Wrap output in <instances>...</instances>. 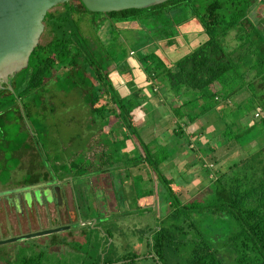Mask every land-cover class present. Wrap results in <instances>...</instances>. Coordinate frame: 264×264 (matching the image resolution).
<instances>
[{
	"label": "trees",
	"instance_id": "1",
	"mask_svg": "<svg viewBox=\"0 0 264 264\" xmlns=\"http://www.w3.org/2000/svg\"><path fill=\"white\" fill-rule=\"evenodd\" d=\"M76 1H65L62 10L44 14L42 22L52 36L30 52L28 78L13 106L0 111V141L8 143L4 138L18 112L17 100L29 95L35 101L27 102L28 108L30 104L39 107L48 80H52L55 90L75 89L101 126L116 119L107 131L120 135L117 141L124 155L121 166L128 170L131 184H137L140 190V175H128L133 168L146 167L154 176L155 195L161 205L158 209L164 206L166 212L143 232L145 254L158 264H264V147L240 156L222 172H214L208 182L209 191L200 199L181 202L172 179L162 172L173 154L181 147L188 149L190 144L194 146L189 152L198 162L199 157L215 148L208 144L209 139L214 134L223 137V125L228 128L229 123H236L254 109L259 115L253 120L256 123L232 136L234 142L242 146L264 132V17L254 21L249 15L251 8L264 0H165L144 8L109 12L88 11ZM104 21L109 35L106 42L96 35L91 41L81 29V23H89L95 31ZM120 26L125 36L130 31L136 34L127 46L118 41ZM231 32L235 44L228 47L226 39ZM189 33L204 37L188 45L175 59L166 57L162 50L165 44L179 36L187 45ZM126 49L142 65L145 78L170 94L166 103L175 123L171 129L174 136L166 141H145L139 131L147 120L153 121L151 112L142 106L156 87L143 93L142 87L129 84L119 94L110 79L111 71L124 61ZM239 93L246 97L227 108L226 103ZM141 113L147 117L137 115ZM212 114L222 123L221 129L213 126L205 133L207 118ZM216 121L212 120V125ZM190 126L193 128L188 130ZM126 140L136 147L128 150ZM14 151L8 150L9 156ZM2 156L4 151L0 149ZM104 157L100 153L97 161ZM61 169L47 171H60L66 176L68 169ZM75 169L77 177L82 176L79 170H96L78 164ZM37 181L33 174L24 178L25 184ZM222 249L230 255L228 261L219 254ZM137 256L128 251L114 261L105 258L102 264H134ZM41 261L38 253L24 258L21 264Z\"/></svg>",
	"mask_w": 264,
	"mask_h": 264
},
{
	"label": "rangeland",
	"instance_id": "2",
	"mask_svg": "<svg viewBox=\"0 0 264 264\" xmlns=\"http://www.w3.org/2000/svg\"><path fill=\"white\" fill-rule=\"evenodd\" d=\"M70 1L77 3L76 0ZM49 10L60 11L62 4L58 3ZM249 15L254 21H261L264 17V3L255 4ZM86 17L90 19L89 16ZM106 23L104 21L95 31L89 23H81V29L91 41L94 42L96 35L100 41L106 42L109 36ZM124 34L122 28L118 41L127 46L136 34L131 31L126 36ZM51 36L43 24L38 43L47 42ZM203 37L204 35L195 36L189 33L187 38L185 37L186 45L185 39L178 36L165 44L163 53L173 60L185 52L188 45H195L196 41ZM234 44L231 32L226 39V45L232 47ZM57 71L56 74L60 72L59 69ZM110 79L119 94L126 91L129 84L142 87L143 93H149L150 89L154 90L153 87H156V91L153 95L148 94L142 106L151 112L153 121L147 120L140 126V135L145 141L156 138L159 142L174 136L171 129L175 123L166 103L171 99L170 94L163 92V86L152 84L145 78L142 65L136 61L130 49H126L124 61L111 71ZM150 85L153 89L149 88ZM44 87L46 89L42 94V104L37 108L32 104L29 108L26 105L27 102L35 101V99L32 101V96L27 95L17 100L18 112L14 115V121L8 125V133L4 138L8 143L0 141V149L5 155L0 157V183L3 184L1 187L3 191L8 190L0 193V239L51 227L66 228L0 244V264H21L24 258L38 253L42 264H87L99 261V264H102L103 259L111 258L114 261L128 251H134L138 255L134 264H158L150 255L145 254L142 235L148 226L155 225L159 215L163 217L166 212L163 210L164 206L161 210L158 209L161 205L155 195L156 185L152 172L146 167L131 169L128 172L130 177L140 175L138 182L140 190L136 187L137 184L132 185L130 178L126 176L128 170L121 166L123 162L121 158L123 159L124 155L123 148H119L117 141L120 135L107 131L116 119H111L107 125L101 126L99 121L97 123L94 120V115L89 112L77 90L72 89L68 92L55 90L52 80H48ZM245 97L246 94L239 93L225 106L230 108L234 102L237 103ZM223 107L224 105L222 109ZM137 115L143 119L147 117L145 113ZM258 117L257 109H254L243 119L236 120V123H229L228 128L227 125H223V137L215 134L210 136L208 144L215 145V148L205 156L199 157L198 162L189 152V148L194 146L192 144L188 149L181 147L173 154L172 159L162 167V172L167 178L172 179L181 202L203 198L209 191L208 182L214 172H222L240 156L264 147V132L244 142L242 146L234 142L235 139L232 137L238 135L250 123H256L253 120ZM212 120L216 121L218 118L213 114L208 116L205 133L210 132L213 126L221 129L222 123L216 121L212 125ZM191 128L193 127H187L188 130ZM225 140L227 142H221ZM126 143L128 150L136 147L133 141L126 140ZM10 149L15 150L12 156H9ZM100 153H104V160L97 161ZM77 164L83 169L92 166L96 170L92 172L79 170L78 173L80 172L82 176L77 177L75 175ZM59 167L61 170L68 169L66 182L63 179L62 183L67 193L65 199H62L56 187L53 188L54 195L45 190L39 192L35 190L32 193L34 188H26L19 190L20 192L13 190L18 191L12 196L15 211L13 208L5 210L1 205L4 199L11 196V189L25 184L26 174H33L42 180L40 172L52 168L57 170ZM7 169H11L10 182ZM205 169L209 172L206 173ZM60 174L63 177V174ZM69 189L76 195L81 191V198L87 199L88 202L85 205L81 204L78 196V206H71L74 200L71 193L70 196L68 194ZM148 189L152 192L147 193ZM43 199H50L45 206L41 203ZM53 200L56 205L60 203L57 208ZM50 241L54 243L50 244ZM219 254L227 258V261L230 258L223 249ZM120 262L122 261H117Z\"/></svg>",
	"mask_w": 264,
	"mask_h": 264
},
{
	"label": "water",
	"instance_id": "3",
	"mask_svg": "<svg viewBox=\"0 0 264 264\" xmlns=\"http://www.w3.org/2000/svg\"><path fill=\"white\" fill-rule=\"evenodd\" d=\"M68 0H0V111L11 108L28 78L30 52L43 29L44 14ZM165 0H79L92 12L144 8ZM56 193V192H55ZM58 201V196H57ZM58 226L0 239V244L65 229Z\"/></svg>",
	"mask_w": 264,
	"mask_h": 264
},
{
	"label": "flooded vegetation",
	"instance_id": "4",
	"mask_svg": "<svg viewBox=\"0 0 264 264\" xmlns=\"http://www.w3.org/2000/svg\"><path fill=\"white\" fill-rule=\"evenodd\" d=\"M28 170V169H27ZM34 170V169H33ZM8 172H9V182L11 181V169H8L7 170ZM38 172H40L39 170H37ZM41 173V177H42V180H39L38 179V181L37 182H35V183H33V184H21L20 186H18V187H15L14 189H11V191L12 192H10V194H11V196L9 197V198H7V199H4L5 201H4V203H1V205L2 206H4L5 207V210L6 209H10V208H13L14 209V211H15V205H14V203L12 202V196H13V194H15L16 192L15 191H13V190H22V189H26V188H34L33 190H32V193H34V191L36 190V191H41V190H45V191H49V192H51L53 195H54V191H53V188H58V192H59V194L61 195V197H62V199H65V197H66V195H67V193H66V191H65V189H64V187H63V179H65V178H67L68 177V175H66V176H63V177H59L58 176V174H60V171H42V172H40ZM54 178V179H53ZM51 179H53V180H51ZM65 182H66V179H65ZM2 183H0V193H3V192H7L8 190L6 189V190H2L1 189V187H2ZM70 188V187H69ZM70 191H69V196H70V193H71V195H72V197H73V202H72V204H71V206H78L77 205V200H78V196L80 197V199H79V201L81 202V204H83V205H85L86 204V202H87V199H85V200H83L81 197H82V193H81V191H79V193L76 195L75 193H73V191H72V189H69ZM25 193V192H24ZM23 194V193H22ZM76 195V196H75ZM52 198L54 199V197L52 196ZM71 198V197H70ZM24 199V198H23ZM11 200V201H10ZM25 200V199H24ZM50 200V199H49ZM49 200H45V199H43L42 200V204L45 206V205H47V203H48V201ZM7 201H10V202H7ZM25 203H26V201H25ZM37 205H38V203H36ZM53 204H54V206H55V208H57L59 205H60V203H59V205H56L55 204V202H54V200H53ZM64 205H65V203H64ZM82 205V206H83ZM4 207H3V209H4ZM65 207H67L66 205H65ZM78 209H79V207H78ZM1 224V223H0ZM51 228H54V227H51ZM46 229H49V228H46ZM51 243H54L53 241H50V244ZM49 246V245H48Z\"/></svg>",
	"mask_w": 264,
	"mask_h": 264
}]
</instances>
